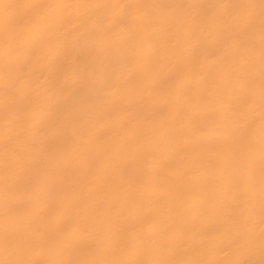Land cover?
<instances>
[{
    "label": "bare ground",
    "instance_id": "obj_1",
    "mask_svg": "<svg viewBox=\"0 0 264 264\" xmlns=\"http://www.w3.org/2000/svg\"><path fill=\"white\" fill-rule=\"evenodd\" d=\"M0 264H264V0H0Z\"/></svg>",
    "mask_w": 264,
    "mask_h": 264
}]
</instances>
